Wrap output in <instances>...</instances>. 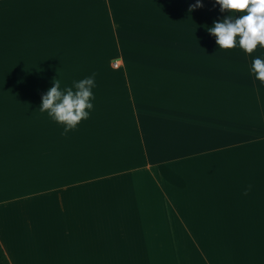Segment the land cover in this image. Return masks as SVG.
<instances>
[{
  "label": "crops",
  "instance_id": "obj_1",
  "mask_svg": "<svg viewBox=\"0 0 264 264\" xmlns=\"http://www.w3.org/2000/svg\"><path fill=\"white\" fill-rule=\"evenodd\" d=\"M197 2L0 0V87L19 93L0 97L10 264H264V86L250 71L264 50H221L228 91L199 62L172 64L165 41H215L207 28L227 15ZM91 75L81 122L105 123L65 134L41 98ZM77 137H95L96 155H78Z\"/></svg>",
  "mask_w": 264,
  "mask_h": 264
},
{
  "label": "clouds",
  "instance_id": "obj_2",
  "mask_svg": "<svg viewBox=\"0 0 264 264\" xmlns=\"http://www.w3.org/2000/svg\"><path fill=\"white\" fill-rule=\"evenodd\" d=\"M215 3L222 12H227L224 19L214 21L207 28V32L215 37L218 50L239 48L249 55L258 48L264 50V0H215ZM200 6L198 0L189 11ZM250 71L264 86V55L252 58ZM52 85L42 96L39 110L46 112L66 134L89 118L94 107L95 76L74 81L69 87L62 88L59 79Z\"/></svg>",
  "mask_w": 264,
  "mask_h": 264
},
{
  "label": "rangeland",
  "instance_id": "obj_3",
  "mask_svg": "<svg viewBox=\"0 0 264 264\" xmlns=\"http://www.w3.org/2000/svg\"><path fill=\"white\" fill-rule=\"evenodd\" d=\"M153 42L154 41H131V45L134 46L135 48L139 47L140 49L141 48L146 49L147 45ZM216 47L217 46L215 44V41L211 38H208V39H194V40L189 39V40L165 41V43H163L159 48L160 49L166 48L169 51L167 53L174 55L173 57H171V61L176 59L177 61L175 62L173 61L172 64H182V65H188L190 67L193 64L199 62V66L204 67L206 80H211V79L220 80L221 82L220 88L222 90H227L228 72L225 70V68L229 65L228 57L227 56L224 57V59L226 60L224 61L223 56H220L221 50H218V47L217 48ZM190 49H195V50L191 51ZM108 58L106 62L107 63L106 67L111 69H119L122 68L123 65H125L127 62H129L131 56H129L128 50L125 49L124 55H119V54L108 55ZM169 58L170 55H167V59L170 62ZM116 59L120 60L119 67H116L118 63L117 65H115L114 63ZM17 92H18L17 89H5L4 87H0V97L2 98H5V96L7 95L11 96L13 94L14 95L19 94ZM208 95L210 96L213 95V92H209L208 89L206 88L205 91L204 89L202 90V95H198V96H208ZM9 108L10 105L6 103L0 104V110H8ZM95 122L96 125H92L90 122L86 123L85 121H83L78 125L77 128L86 129V130H93L94 127L102 128L101 125L105 123V119L104 120L101 119V122L100 121H95ZM94 139L95 137H77L78 155L82 154L80 150L84 151L85 149H89L90 154L93 152V155H96L95 152L97 151L95 150H98V147L96 146L97 142H95ZM127 167L128 166H125V168L120 169V171L122 170L124 171V173H127L128 172ZM87 168L91 169L90 167H88V164H87ZM132 169L133 168L130 167V170ZM92 170H93V174H95L94 171L97 172L94 168ZM71 171H73V168H71Z\"/></svg>",
  "mask_w": 264,
  "mask_h": 264
},
{
  "label": "trees",
  "instance_id": "obj_4",
  "mask_svg": "<svg viewBox=\"0 0 264 264\" xmlns=\"http://www.w3.org/2000/svg\"><path fill=\"white\" fill-rule=\"evenodd\" d=\"M0 264H10L1 244H0Z\"/></svg>",
  "mask_w": 264,
  "mask_h": 264
},
{
  "label": "built area",
  "instance_id": "obj_5",
  "mask_svg": "<svg viewBox=\"0 0 264 264\" xmlns=\"http://www.w3.org/2000/svg\"><path fill=\"white\" fill-rule=\"evenodd\" d=\"M115 65H117V63H115Z\"/></svg>",
  "mask_w": 264,
  "mask_h": 264
}]
</instances>
